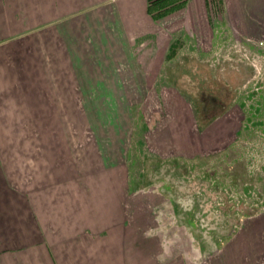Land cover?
I'll return each mask as SVG.
<instances>
[{"label": "crops", "instance_id": "0c3cea01", "mask_svg": "<svg viewBox=\"0 0 264 264\" xmlns=\"http://www.w3.org/2000/svg\"><path fill=\"white\" fill-rule=\"evenodd\" d=\"M148 2L0 0V264H198L163 248L151 207L131 192L140 130L119 106L150 96L129 86L154 83L157 64L144 57L135 75V37L151 31L119 22ZM172 4H218L242 35L264 33V0ZM176 108L152 147L194 159L207 136L192 128L187 102ZM238 242L264 249V237Z\"/></svg>", "mask_w": 264, "mask_h": 264}, {"label": "rangeland", "instance_id": "374dc122", "mask_svg": "<svg viewBox=\"0 0 264 264\" xmlns=\"http://www.w3.org/2000/svg\"><path fill=\"white\" fill-rule=\"evenodd\" d=\"M173 1L149 0L145 6H137L130 11L120 8L123 13L129 12L134 18L130 20L125 15L126 17L120 18L119 23L122 19L138 32L146 28L151 31L139 33L135 37V75L142 72V58H150L151 62L157 64L149 70L154 83L129 86L134 89L135 97H139L137 92L143 91L150 92V96L142 95L140 99L122 102L119 106L120 114L128 113L130 120L135 117V127L140 130L130 158V183L134 203L151 207L155 219L152 231L164 235L162 243L167 250L175 248L179 242H186L183 243L186 248L183 252L185 254L188 251L194 263L264 264V258L262 262L260 259V252L264 253V249L256 251L255 244L241 245L238 242L244 236L257 240L264 237V229L262 234L255 229L253 231L257 233L246 234V228H264V33L257 32L255 35L250 31L242 35L234 28L236 22L224 20L222 6L218 4L175 6ZM253 23L247 22L248 25ZM112 25L111 28L116 29L117 21H113ZM215 60L230 67L235 62L246 66L244 77L250 79V82L246 88H241L236 102L243 116L240 130L236 134L231 133L230 146L225 148L227 139H224V143L215 149L214 154L208 155L209 152L204 147L198 150L199 155L194 156V159L190 158V153L183 155L189 156L187 158H177L170 149H164V155L160 156L152 147L155 141L150 139L151 132L162 128L164 132L159 136L162 140L167 139L165 128L170 124L172 116H176L177 108L174 107L180 99L190 105L188 110L190 109L191 125L195 130L192 100L187 87L189 88L196 65L204 64L207 67ZM159 62H162L161 68H158ZM105 120L107 118L103 119ZM122 120L124 124L127 123L126 116ZM173 160L179 164L178 170L173 168V175L183 174L184 181H190L195 187L218 197H222L224 188L229 187L235 203H246V212L238 213L234 219L236 224L229 228L223 223V215L221 216L218 233L215 234V246L210 250L206 249L204 254L194 247L191 236L186 235L183 228L172 226L175 221L168 218L173 203L161 189L171 190L172 186L164 184L159 171L163 170L164 175L168 174L171 168H161V165L172 164ZM174 234L180 238H174Z\"/></svg>", "mask_w": 264, "mask_h": 264}, {"label": "flooded vegetation", "instance_id": "af4514ba", "mask_svg": "<svg viewBox=\"0 0 264 264\" xmlns=\"http://www.w3.org/2000/svg\"><path fill=\"white\" fill-rule=\"evenodd\" d=\"M224 62L225 60H223ZM206 66L204 64L195 66L196 70L193 72V78H190L191 82L187 91L192 100L195 130L200 141L206 134L207 143L205 140L203 145L207 147L209 155L214 154L215 149L226 139L225 148L230 146L231 133L236 134L240 130L243 116L241 109L237 108L239 104L236 102L241 88H246L250 79L244 77L246 66L242 63L235 62L230 67L215 60L213 64ZM236 123H239V126H236ZM178 165L174 160L172 164L162 163L161 168L169 167L171 169L166 175H164L165 171H159L164 184L172 186L171 190L161 189L166 198L173 203L168 218L175 221L172 226L183 228L185 234L191 236L194 247L204 254L206 249L210 250L215 246L217 240L215 234L218 233L221 216L223 215L222 221L229 228L236 224L234 219L238 213L246 212V203L244 205L235 203L229 187L224 188L222 197H218L216 194H209L205 190L195 187L190 181H184L183 174L173 175V168L178 170ZM220 232L222 234V231ZM174 238L180 237L174 234ZM179 243L176 245L179 253L184 258L190 259L188 251L185 254L183 252L186 249L183 243L186 242ZM163 246L167 250L166 245Z\"/></svg>", "mask_w": 264, "mask_h": 264}]
</instances>
